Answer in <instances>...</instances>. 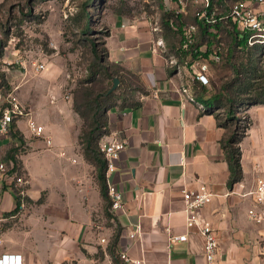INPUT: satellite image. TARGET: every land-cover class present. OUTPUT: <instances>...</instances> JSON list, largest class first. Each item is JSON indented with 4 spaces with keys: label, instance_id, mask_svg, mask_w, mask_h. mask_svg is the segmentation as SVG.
<instances>
[{
    "label": "crops",
    "instance_id": "1",
    "mask_svg": "<svg viewBox=\"0 0 264 264\" xmlns=\"http://www.w3.org/2000/svg\"><path fill=\"white\" fill-rule=\"evenodd\" d=\"M157 37L148 22L118 18L105 40L108 61L123 68L125 81L145 90L138 93L139 105L108 111L107 135L117 133L128 141L109 176L124 194V207L115 212L107 213L99 182L76 164L81 162L79 132L71 105L58 106L61 120L53 122L45 107L51 95L24 100L53 144L48 147L43 136L33 135L25 119L17 124L29 146L19 159L33 202L1 223L5 252L21 254L24 264H115L109 245L119 231L117 256L127 255L132 264H209L204 236L186 225L184 211L183 190L203 183L214 194L202 210L219 238L214 264H264V219L257 222L249 215L252 191L264 178V103L248 110L251 125L239 144L243 177L230 186L222 147L229 130L197 97L208 85L195 83L194 100L178 93L188 80V65L178 73L169 62L167 40L162 51ZM14 144L10 135L0 138V164L9 165L5 156ZM1 174L0 215L9 216L17 193ZM42 195L43 202L36 203ZM257 209L264 212V205ZM181 234L187 240L170 239Z\"/></svg>",
    "mask_w": 264,
    "mask_h": 264
},
{
    "label": "rangeland",
    "instance_id": "2",
    "mask_svg": "<svg viewBox=\"0 0 264 264\" xmlns=\"http://www.w3.org/2000/svg\"><path fill=\"white\" fill-rule=\"evenodd\" d=\"M175 10V0H0V28L5 26V29L10 30L5 53L0 59V70L4 72L10 88L0 91V107L9 105L6 100L9 93L26 111L29 109L25 99H41L43 95H51L45 106L46 116L53 122H60L57 107L68 103L76 119V132L80 135L88 127L90 114H87L88 121L85 122L75 110V100L79 108L87 113L86 92L95 95L111 87L104 72L93 82H87L90 65L95 61L92 42H97L99 53H102L107 34L118 18L143 21L151 26L157 24L168 42L169 52L181 58L183 55L180 54V47L184 49L181 44L182 33L175 20H169L170 27L164 21L166 14L175 13ZM193 12L192 8L190 14L182 18L184 26L196 21ZM215 30L218 32L216 37L211 34L203 37L198 32L194 42L201 52L209 48L212 50L216 43L221 44L223 49L222 61L210 64L207 96L213 95L224 85H230L229 89L236 91L239 83L234 82L237 74L233 63L244 61L250 64L252 58L256 61L255 66L261 68L257 74L261 75L264 70V44L254 47L237 46L225 26ZM212 32L215 33L214 30ZM0 38H5L1 29ZM192 60L191 54L185 56V61ZM39 64H45V68L38 70ZM48 73L49 77H44ZM258 83L264 85V79H259ZM217 112L224 113V110L219 109ZM239 116L244 117L243 113ZM22 135L24 136L23 133ZM28 148L25 141L21 145L20 154L25 153ZM77 148L76 154L80 155L81 162L76 164L89 177H95L98 181L97 165L87 158L79 138ZM52 167L54 171H58L56 162L52 163ZM14 172L18 176L24 171L19 169L11 174ZM23 175L27 177L25 173ZM12 187L18 193L14 183ZM25 201L29 206L30 202L27 199Z\"/></svg>",
    "mask_w": 264,
    "mask_h": 264
},
{
    "label": "built area",
    "instance_id": "3",
    "mask_svg": "<svg viewBox=\"0 0 264 264\" xmlns=\"http://www.w3.org/2000/svg\"><path fill=\"white\" fill-rule=\"evenodd\" d=\"M177 16L186 17L190 14L191 9H194L193 16L196 19L193 23H188L183 26V47L189 49L196 40V34L199 32L200 22L204 25H210V31L214 30L217 33L219 26H225L227 29H236L241 34L247 37L248 46L254 47L258 44H264V0H175ZM152 31L158 36L156 43L162 51L167 50V43L160 33L161 28L155 24L150 25ZM223 49L221 44L217 43L209 52L208 56H200L193 59L191 62H181L180 57L172 55L170 64L177 68L178 73H181L182 68L188 65V80L181 85L177 91L182 95H186L194 100L192 87L196 82H201L204 85L210 83V64L212 62H220L222 60ZM45 64L37 65V69L43 70ZM6 100L9 105L5 106L0 113V138L9 135L13 122L17 124L19 121L25 119L27 127L35 136H43L45 143L51 147L53 141L50 137L45 135V128L39 124L32 116L31 112L26 111L24 106L11 94L6 95ZM203 106V104H201ZM128 141L120 137L117 133L112 136L104 135L100 142L99 148L103 152L106 161V175L108 184V195L110 198V211L115 212L124 207V194L115 184L110 182V174L117 169V161L122 152L126 149ZM2 179L15 184L16 189L19 190L21 196V207H25L26 188L28 179L24 175L16 176L17 172L11 174L12 167L5 163L0 164ZM213 192L206 184H199L195 188L183 190V197L185 201L186 225L188 227H197L204 236V251L209 264H214L215 255L218 252L219 238L217 231L214 229L211 222H209L202 214L203 208L212 201ZM254 196V205L249 209L250 218L261 222L264 219V212L257 208L264 205V178L257 179L255 188L252 191ZM19 210V211H20ZM17 211L14 214L6 216L0 215V264H24V259L21 254L5 252L3 250V231L2 222L16 217ZM172 241L187 240V234L172 235ZM106 239L102 238V242ZM260 255L264 261V243L260 246ZM121 258L128 264L135 263L127 255L121 254ZM97 264V263H95Z\"/></svg>",
    "mask_w": 264,
    "mask_h": 264
},
{
    "label": "trees",
    "instance_id": "4",
    "mask_svg": "<svg viewBox=\"0 0 264 264\" xmlns=\"http://www.w3.org/2000/svg\"><path fill=\"white\" fill-rule=\"evenodd\" d=\"M165 16V25L170 27L169 20H175L178 30L183 33L182 29L184 23L182 21V16H177L175 13H168ZM217 28H220L218 24ZM89 28V23H88ZM210 25H204L200 22L199 32L201 36L205 37L208 34L216 37V33L210 31ZM3 30L5 38H0V59L5 53V47L7 46V40L9 36V29L5 26L0 28ZM237 46H247V37L244 34H241L236 29H227ZM218 33V32H217ZM110 32L107 34V36ZM183 44V34L182 41ZM92 46L95 53V61L91 63L89 68V74L87 77V82H93L98 75L104 72L109 78L110 85H113L114 77L120 79V83L117 89L110 92V89L106 91L99 92L95 95L86 92V107L87 113L81 110L78 106V102L75 100V110L83 117V119L88 121L87 114H90V121L88 127L84 128L79 135L80 143L83 145L84 152L87 158L92 159L97 165V179L100 184L101 194L106 200V209L107 213L110 211V198L108 195V184H107V175H106V161L103 155V152L99 148V142L101 138L110 132L109 130V116L108 111L114 106H120L121 108L126 106H137L140 104L137 96L138 93H145V90L140 87V85H134L125 81L126 74H124L123 68L120 66L110 63L108 61V49L106 47V42L102 48V53H99L97 42L93 41ZM181 53L183 56L180 58L181 61H185V56L191 54L193 59H196L200 56H208L211 49L209 48L205 52L198 50V47L195 43L191 45L189 49L181 48ZM222 54V59H223ZM222 61V60H221ZM220 61V62H221ZM109 62V63H108ZM219 63V62H215ZM250 64H247L244 61H241L239 64L233 63L234 72L237 74L234 82L239 83L236 91H231L229 89L230 85H224L222 89L217 90L213 95L207 96L208 88L206 86H201L197 91V97L201 99L206 106L208 107L207 111L211 113H216L217 118L221 126L229 130V134L222 141V147L225 150L226 158L229 163L230 169V180L229 185L232 186L234 183L241 180L243 177V169L241 165V148L239 146L241 140L246 135L248 128L251 125V119L248 115V110L251 106L255 104L264 103V85H261L259 79H264V70L262 74L258 75L257 72L261 71V68L255 66L256 61H253L251 58ZM1 65V62H0ZM254 65V66H253ZM242 75V76H241ZM258 79V81H256ZM6 88H10L4 72L0 70V91ZM227 91V92H226ZM0 107L1 110L4 108ZM219 109H223L224 113L215 112ZM0 110V113H1ZM243 113L244 117H240L239 114ZM9 135L13 138L17 144H14L7 152L5 160L10 161L8 166H12L11 171H16L21 169L19 154L21 150V145L25 143L24 136L22 131L18 128L16 122H13ZM23 171V170H22ZM23 175L24 172H21ZM12 185V184H11ZM18 190V189H17ZM29 202H33L29 197H25ZM17 206L12 211L7 214H14L20 210L21 207V196L19 191L16 195ZM44 200V195L36 201V203H41ZM119 231L115 234L111 244L109 245V252L112 255L113 261L115 264H128L126 263L120 255L117 256L116 247L117 241L119 239Z\"/></svg>",
    "mask_w": 264,
    "mask_h": 264
},
{
    "label": "water",
    "instance_id": "5",
    "mask_svg": "<svg viewBox=\"0 0 264 264\" xmlns=\"http://www.w3.org/2000/svg\"><path fill=\"white\" fill-rule=\"evenodd\" d=\"M119 83H120V79L118 77H114V79H113V85H112V87L110 89V92L113 91V90H115V89H117Z\"/></svg>",
    "mask_w": 264,
    "mask_h": 264
}]
</instances>
